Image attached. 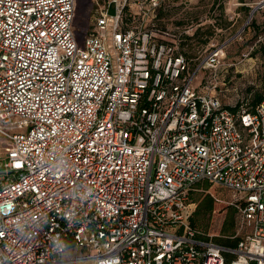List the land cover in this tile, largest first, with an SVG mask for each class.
<instances>
[{
	"label": "built area",
	"instance_id": "2783aa9c",
	"mask_svg": "<svg viewBox=\"0 0 264 264\" xmlns=\"http://www.w3.org/2000/svg\"><path fill=\"white\" fill-rule=\"evenodd\" d=\"M76 8L0 0V264H264V65L262 100L234 112L211 91L227 42L192 67L186 31L138 23L128 0L83 40ZM203 180L236 196L235 247L191 224Z\"/></svg>",
	"mask_w": 264,
	"mask_h": 264
},
{
	"label": "rangeland",
	"instance_id": "374dc122",
	"mask_svg": "<svg viewBox=\"0 0 264 264\" xmlns=\"http://www.w3.org/2000/svg\"><path fill=\"white\" fill-rule=\"evenodd\" d=\"M108 1L77 0L74 26L80 40L91 30L98 7ZM143 1L128 0L129 15H136L138 23L143 21L152 25L156 22L174 30L186 31V35H193L198 28L201 29L200 39L186 40L184 34L181 40L184 43L182 50L195 62V66L192 62V67L200 64L214 45L227 42L226 57L218 71L219 83L216 87L212 86L211 91L219 95L225 105L235 106L240 102L243 107L250 106L254 94L261 91L264 65V57L257 50L264 43V8H258L251 14L260 0H162L158 11H150L146 16L139 13V5ZM205 38L209 39L207 43L201 40ZM209 72L202 69L195 84L206 85ZM250 86H253V92L248 94ZM6 144L0 136V152ZM190 195L194 221L209 237L216 240L233 233L242 237L248 231L242 225L239 207L235 204L236 196L231 190L216 183L199 181ZM209 203H213V208L209 207ZM200 204L201 209L195 213Z\"/></svg>",
	"mask_w": 264,
	"mask_h": 264
},
{
	"label": "trees",
	"instance_id": "16d2710c",
	"mask_svg": "<svg viewBox=\"0 0 264 264\" xmlns=\"http://www.w3.org/2000/svg\"><path fill=\"white\" fill-rule=\"evenodd\" d=\"M248 8V7H247ZM129 9H127V13H128V16L129 17H131V15H129ZM131 14V13H130ZM161 28H165L166 26H162V25H159ZM186 35V34H185ZM201 36H202V32H201V29L200 28H198L197 30H196V32L193 34V35H186V40H192V39H200L201 38ZM183 39V38H182ZM202 40V42L203 43H207L208 42V40L209 39H207V38H205V39H201ZM184 43L181 41L180 42V49L182 50V48H181V45H183ZM258 50V52H260L261 53V55H263V57H264V43H262L260 46H259V48L257 49ZM182 52H184L185 54H186V52L184 51V50H182ZM186 57H187V59L189 60V62H190V64L192 65V62H193V66H195V62H194V60H193V58L192 57H190V56H188V55H186ZM253 92V86H250L249 88H248V94H251ZM262 100V90L261 91H259V92H256L255 94H254V96L252 97V99H251V102H250V106L249 107H247L249 110H251V111H254L255 109H256V107H257V105L260 103V101ZM226 107L227 108H229V109H231L232 111H234V112H238L239 110H241V108L243 107V105L239 102L237 105H226ZM207 182V180H203V181H200V182ZM209 182V181H208ZM191 196V195H190ZM211 202H212V200H211ZM201 207H202V205L200 204L199 206H198V209L195 211V213H198L199 212V210L201 209ZM209 207L210 208H213V203H209ZM191 224H192V226L195 228V229H197L198 230V232H199V235H201L202 236V234L203 235H205L206 237H208L209 238V236L205 233V231H203L202 229H200L198 226H197V224L195 223V221H194V217H193V215L191 216ZM231 236H234V233L233 234H231L229 237H222V238H216V240L215 239H213L214 241H216L217 243H220V244H223V245H227V246H233V247H235V246H237L238 245V242L240 241V239H241V237H238V236H234V237H231ZM211 238V237H210ZM224 238V239H223ZM250 264H257L255 261H252Z\"/></svg>",
	"mask_w": 264,
	"mask_h": 264
},
{
	"label": "water",
	"instance_id": "95a60500",
	"mask_svg": "<svg viewBox=\"0 0 264 264\" xmlns=\"http://www.w3.org/2000/svg\"><path fill=\"white\" fill-rule=\"evenodd\" d=\"M255 10H256V8H253L251 14H253V13L255 12ZM109 12H110L111 14H115V8L112 7V6H110V8H109Z\"/></svg>",
	"mask_w": 264,
	"mask_h": 264
}]
</instances>
